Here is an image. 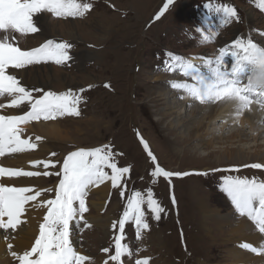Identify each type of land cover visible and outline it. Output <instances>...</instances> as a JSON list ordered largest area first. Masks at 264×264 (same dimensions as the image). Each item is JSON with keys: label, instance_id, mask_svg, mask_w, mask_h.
<instances>
[{"label": "rangeland", "instance_id": "rangeland-1", "mask_svg": "<svg viewBox=\"0 0 264 264\" xmlns=\"http://www.w3.org/2000/svg\"><path fill=\"white\" fill-rule=\"evenodd\" d=\"M86 2L92 3L93 7L83 17L56 18L48 12L34 14V23L40 31L24 35L17 33L16 40L13 41L22 49L37 47L47 39L69 42L73 45L68 50L71 61L66 65H56L49 61L26 66L23 70H9V74L16 75L22 85L30 89L42 88L57 93L68 89L74 92H78L80 88L86 89L80 94L81 103L78 107L81 115L58 119L61 125L71 130L69 138L74 142L56 141L54 144V140L47 139L44 134L28 129H23L21 136L29 131V135L34 136V139L37 135L42 137L47 147L43 149L44 157L47 159L50 153L55 152V159L60 161L67 152L75 148L109 144L116 153L122 154L116 157L118 165L130 168V173L126 176L128 190H141L146 193V190L152 187L154 198L165 208V212L161 214L159 221H155L151 218L147 206H142L150 224V230L145 231L143 239H137L134 222H126V239L123 242L130 246L133 256L131 259L126 257L124 264H134L135 259L143 257L150 258V264H236L229 263L227 258L228 251L235 248V244L230 242L231 229L242 220L248 219L235 213L227 194L219 185L222 183V177L226 175L264 180V169L249 167L241 168L238 172L216 173L210 170H223L231 165H241L226 155L219 159V155L224 154L226 148L235 150L238 146L244 149L245 156H250L256 144L260 145L256 150L264 149V135L257 137L258 133L255 132L251 136H242L239 141L229 142L228 133H225L224 137L215 140L210 148L201 144V139L191 135L192 138L190 136V139L182 142L183 144L180 143L183 148L186 147V153H174L179 151L175 133L183 129L170 127V123H177L176 115L165 112V105L162 104L164 98L161 96L163 99H159L160 94L156 87L162 82L167 84L166 78L169 75H177L180 72H170L164 65L167 52L179 54L186 59L199 55L207 57L218 52L219 47L227 46L224 42L233 39L235 31L241 36L245 33L251 35L256 28L264 30V11L259 9L258 0H175L159 18L156 14L163 7L165 0ZM205 4L210 7H204ZM223 4L236 7L239 22L221 26L222 13H218L216 8ZM42 14L47 27L41 19ZM69 20L80 21L77 26L73 25L75 33L80 37H68V27H64V24ZM101 24H104V30ZM197 28L201 30L199 34ZM203 35H211L212 40L201 43ZM79 50L83 52V57L78 53ZM230 59V56L225 57L226 62ZM47 71L55 73L56 77L48 79ZM32 72L38 73L37 76L34 77ZM159 74L164 76L160 75L161 80L154 81V77ZM33 78H36L39 84L47 85H35L32 83ZM105 84L110 87H104ZM69 85L72 87L64 88ZM89 85L92 87L89 88ZM10 100L8 95L0 96V104L6 105ZM10 109L5 107L0 110L6 113L5 115H21L29 110L27 104L26 109L21 105L15 111L11 109L13 114H7ZM181 111L185 120L189 113L185 108ZM216 124H221V119L218 118ZM258 125L264 128L263 123ZM239 128L238 123H232L227 130ZM220 133L214 132L205 137ZM183 134L185 135V131ZM141 137L149 144L158 162L166 170L208 172L212 173L213 177L211 174H192L184 178H173V187H170L164 178H158L157 182L152 184L150 171L153 165L140 143ZM210 150L211 156L207 157L206 153ZM36 152L35 149H29L7 156L12 159ZM252 163L260 162L245 164ZM12 167L15 168L13 165ZM38 168L36 167V171L44 170ZM38 178L40 180L36 184L33 182L32 187L47 189L57 183L54 176ZM173 191L178 200V207L173 206L170 201ZM52 195L53 193L46 192L44 198H50ZM102 197L99 199L98 194L89 191L86 197L89 210L85 216L93 227L83 229L81 225L80 229H77L73 222L70 236L71 239L74 232L76 249L93 257L96 264L106 258L100 249L112 242V237L118 230H113L111 223L119 219L126 206V198H120L118 193L111 189L110 184ZM99 200L103 204L102 208L97 210L92 204ZM203 206H206L209 212L217 213L208 216V220L205 218ZM92 216L97 217V222H93ZM248 222L258 232L255 226ZM240 237L236 236L234 239L239 240ZM260 237L264 244V234L260 233Z\"/></svg>", "mask_w": 264, "mask_h": 264}, {"label": "snow or ice", "instance_id": "snow-or-ice-1", "mask_svg": "<svg viewBox=\"0 0 264 264\" xmlns=\"http://www.w3.org/2000/svg\"><path fill=\"white\" fill-rule=\"evenodd\" d=\"M174 3L175 0H165L163 7L156 14L157 18ZM92 7V3L86 0H0V96L11 97L8 104H0V109L19 108L24 104L29 108L21 115L0 114V157L37 148V143L22 138L23 129L18 125L32 120L52 121L58 117H79L80 94L86 91L80 88L78 92L68 89L57 93L23 86L16 75L9 74L10 69L21 70L26 66L49 61L56 65H66L72 60L68 50L73 45L66 41L47 39L37 47L22 49L13 42L16 40L15 34H34L40 31L34 23V14L48 12L56 18L83 17ZM204 7L210 5L205 4ZM258 7L264 11V0H258ZM216 11L222 13L221 26L239 22L238 10L234 5L223 4L217 7ZM200 32L197 28V33ZM261 35H264V32H261ZM210 40L211 35H203L200 42L207 43ZM226 56L231 57L230 67L226 64ZM199 59L207 69V74L202 72L193 60L172 52L166 53L164 65L168 71L179 70L183 77H190L192 81L172 82V89L185 90L201 105L232 102L236 116L251 111L253 105L264 109V46L252 38L237 37L230 41L229 45L219 47L214 58ZM88 87L91 88L92 85ZM104 87L108 88L110 85L105 84ZM41 140L42 137H35V141ZM140 143L153 165L150 171L152 184H155L158 178H164L169 186L173 187V178L209 174L166 170L160 165L143 137L140 138ZM56 155L57 153L53 152L47 159L31 162L32 166L42 167L43 171L0 166V242L13 258V264H96L93 257L73 246L70 236L73 222L77 229H80L81 225L83 229L93 227L85 216L89 210L86 197L90 189L106 183L110 184L111 189L117 192L120 198H126V206L119 219L111 223V228L118 231L113 235L109 246L100 249L106 257L100 264H124L126 257L131 259L133 256L130 246L123 242L126 239V222H134L137 239H143L145 231L150 230V224L142 206H147L151 218L155 221H159L161 214L165 212V208L154 198L152 187H149L146 193L141 190L129 191L126 176L130 173V168L118 165L116 157L122 154L116 153L109 144L75 148L67 152L62 161L56 160ZM249 167L264 169V163L231 165L227 169L213 168L210 171L238 172L241 168ZM52 176L56 177L57 183L47 189L4 182L5 179ZM219 187L227 194L235 213L246 217L259 233L264 234V180L226 175L222 177ZM46 192L53 195L45 199ZM170 201L173 206L178 207L174 191ZM30 202L33 208L45 209V213L30 248L18 252L12 243L13 234L26 223L22 217L28 211ZM239 246L264 256V244L256 247L244 242ZM134 264H150V258H137Z\"/></svg>", "mask_w": 264, "mask_h": 264}, {"label": "bare ground", "instance_id": "bare-ground-1", "mask_svg": "<svg viewBox=\"0 0 264 264\" xmlns=\"http://www.w3.org/2000/svg\"><path fill=\"white\" fill-rule=\"evenodd\" d=\"M41 19L44 21V24L47 27L44 15L41 17ZM77 22L79 24L80 21L69 20L67 23L64 24V27H68L67 33H68L69 38L80 37L74 31V26L78 25ZM103 25L104 24H101L102 30H104ZM261 32H264V30L256 28L255 32L252 33L251 35H247L245 33V34L239 36L240 34H238L235 31V36L233 37V39L231 38L230 41L236 39L237 37H242L245 39L252 38V39H254L255 42L264 46V42H262V41H264V35H261ZM230 41L224 42V43L229 45ZM78 53H80L82 57L84 56L82 51L79 50ZM217 54H218V52H216L215 54H211L207 57L214 58V56ZM82 57L79 56L80 59ZM199 57H206V56H204V55H199L198 57L193 56V58H191V60H193V62H196V64H198L200 66L201 71L204 72L205 74H207V69L203 66V63H202L201 59H199ZM226 64H227V66L230 67L231 59H230V61H227ZM32 73L34 74V72H32ZM37 74L38 73L34 74V77H36ZM46 75H47L48 79L56 77L55 73L49 72V71L46 72ZM160 75L161 74H159L158 77H154V81L161 80L160 77L164 76V75H161V76ZM61 79L62 80L64 79V73H62ZM166 80L168 81L167 84L162 82L161 84H159L158 87H156L158 93L160 94L159 99L161 98V96L164 98V99L163 98H161V99L164 100V102H162V104L165 105L164 107H165L166 113H169L170 115H176L177 123L176 124L170 123V127H174V128L180 127L183 129V131L181 130V131L175 133V136H177L176 139L178 140L177 142L179 144L175 141H173V142L178 144L176 147H178L179 151H175L174 153L183 154L186 151L185 150L186 147L183 148L184 146H181L180 143L190 139L191 135H193L196 139H201V141H200L201 144H205L209 148L212 146V144L215 140L217 141L219 139H222L224 137L223 134H225V133H228L227 139L230 140L229 142L239 141V140H241L242 136H246V135L251 136L255 132L258 133L257 137L262 135V134L264 135V128H261L258 125V123L264 124V109L260 108L258 105H253L251 111H245L240 116H236L235 105L232 102H224V103L215 102V103H205V104L201 105L198 101L193 100L185 90L172 89L171 88L172 82H181V83H185V82L191 83L192 82L190 77L189 78H186V77L182 78L181 72H179V74H177V75H174V74L169 75L166 78ZM32 83H34L35 85L36 84L37 85H47L44 83L39 84L38 81L36 80V78H33ZM63 84H64V81H63ZM69 87H72V86L71 85L64 86V88H69ZM74 87H76V86H74ZM178 107H179V109H178ZM23 108L26 109V104L23 105ZM182 108L187 109V111L189 113L185 120L182 117V111H181ZM11 109L13 111H15L16 108H11ZM11 109L7 112V114L12 113ZM17 109H19V108H17ZM258 112H260V113H258ZM0 114L5 115L6 113H4L0 110ZM14 114L16 115V113H14ZM66 117H69V116H66ZM60 118L61 117H58L57 119H55L56 121H44L42 119L39 121L32 120L30 122L22 123V124L18 125V127H20L21 129H26V131L28 129L29 131H35L37 133L44 134L45 136H47V139H52V141L54 140L53 141V142H55L54 144H56V141H58V142H67V141L74 142V141H70V138H69L70 134H71V130H69L67 127H64L63 125L60 124V121L58 120ZM218 118H219V120L221 119V124H219V125L216 124L218 121ZM232 123L233 124L238 123L240 125V128L238 130H227L229 125ZM245 130H247V131L245 132ZM29 131L26 132L24 134V136H22V138L30 139V140H32V142L37 143V148L35 149L37 152L36 153H29V154H25V155H20V156H16V157L14 156L15 158H12V159H11V157L7 156L8 154H6L4 157H0V166L13 168L12 167V165H13L15 168H17L16 166L20 165L18 167L20 169L36 171V167L32 166L31 162L34 160L46 159L44 157V152H43L44 150L43 149H45V148L47 149V147L44 145L42 140L39 142L35 141L34 136H30L31 134L29 135V133H30ZM184 131H185V135L183 134ZM214 132L215 133L216 132H219V133L222 132V133H220L219 135L214 134V136L209 137V138L205 137L206 135L212 134ZM191 138H192V136H191ZM253 146H254V144H253ZM255 146L257 149L260 148L259 144H256ZM193 147H195V146H193ZM256 148L254 149V151H251L253 153L250 156H247V155L245 156L244 149L240 148L238 146L235 147V150H230V149L226 148L223 152L224 154H221V156L219 155V159L222 158L224 155H226L227 158L235 160L237 162V164H241V165L245 164V163H249V162L264 163V149L261 148L262 150H256ZM45 151H48V150H45ZM211 152H212V150H210L208 153H206V156L207 157L211 156ZM248 157H250V159ZM41 169H42V167H41ZM209 174L212 175V173H209ZM211 177H213V175ZM39 180H40L39 178H21L20 180L5 179L4 182L6 184H15L16 186H31L32 187V186H34L33 182H35V184H36V183H38ZM108 187H109V184L106 183V184L101 185L99 187H94V188L90 189V192L92 194L93 193L98 194L99 199H101V198H103L102 196L106 193ZM102 204H103V202L101 200H99L98 202H96L92 205H94L97 210H100L102 208ZM203 207L205 208V210H204L205 214L204 215H205L206 219H208V216H211V215L217 213L216 211L211 213V212H209V210L206 209V206H203ZM44 211L45 210H43V208H33L31 206V202H30V205L28 206V211L22 217V219L26 220V223L24 225H22L16 233L13 234L14 239L12 240V243L14 244L16 251L22 252L23 250L30 248L31 243L34 242L35 236L38 234L39 223L43 217ZM95 218L97 219V217L92 216L93 222H97ZM248 221L249 220L244 219L241 222H239L238 224H236L231 229L230 236L232 237V241H230V242L235 244V246H234L235 248L233 250H229L227 253V258L229 260L228 261L229 263L235 262L236 264H264V256L257 255L255 253L250 252L249 250H244L239 246L241 243H244V242L251 243L253 246H256V247H259L262 244L260 233L256 232L253 229L254 227H252ZM73 234H74V232H73ZM73 234H72L71 240H72L73 246L76 248V246H77L76 241L77 240L73 236ZM236 236H241V237L239 238V240L234 239V237H236ZM245 237L247 239H245ZM241 240H247V241H241ZM78 251L82 252L80 249ZM0 262L2 264H13V258L10 255H8V253L5 250V245L2 242H0Z\"/></svg>", "mask_w": 264, "mask_h": 264}]
</instances>
